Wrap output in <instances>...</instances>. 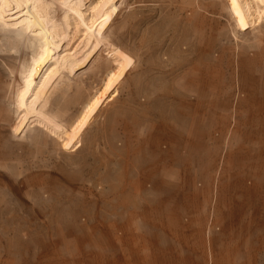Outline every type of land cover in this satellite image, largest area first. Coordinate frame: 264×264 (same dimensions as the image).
Instances as JSON below:
<instances>
[{"label":"rangeland","instance_id":"374dc122","mask_svg":"<svg viewBox=\"0 0 264 264\" xmlns=\"http://www.w3.org/2000/svg\"><path fill=\"white\" fill-rule=\"evenodd\" d=\"M94 1L0 0V237L10 232L17 249L21 228L26 264L50 227L59 239L97 236L117 216L92 203L109 199L115 172L145 171L135 127L180 119L181 108L227 115L230 128L264 114V99L243 96L264 83V0H248L259 25L233 0H113L83 21ZM189 77L235 98L155 96ZM166 150L162 162L180 167L181 146Z\"/></svg>","mask_w":264,"mask_h":264},{"label":"crops","instance_id":"0c3cea01","mask_svg":"<svg viewBox=\"0 0 264 264\" xmlns=\"http://www.w3.org/2000/svg\"><path fill=\"white\" fill-rule=\"evenodd\" d=\"M193 77L182 91L154 94L235 98L234 92L215 91L212 82L200 91ZM243 94L264 99V83L247 86ZM179 111L180 119L154 120L133 130L145 141L135 149L145 171L122 178L115 172L109 199L92 203L99 212L109 205L117 215L111 223L97 226V236L83 231L66 239L50 227L48 237L34 239L40 246L30 252L33 264H264V114L251 118L250 125L230 128L227 115ZM177 146L181 166L170 169L162 160L169 155L166 148ZM16 233L17 249L10 247V232L0 237V259L26 264L25 233L21 228ZM69 243L72 249L59 246Z\"/></svg>","mask_w":264,"mask_h":264},{"label":"bare ground","instance_id":"6f19581e","mask_svg":"<svg viewBox=\"0 0 264 264\" xmlns=\"http://www.w3.org/2000/svg\"><path fill=\"white\" fill-rule=\"evenodd\" d=\"M113 0H97L94 1L92 6L88 10V14L83 17V21L85 20H90L93 21L95 20L98 15H101V13L105 12L108 8H110L113 4ZM234 6L240 15L241 20L244 23L250 24L253 22L256 25L260 24V14L257 12L256 8L254 9L252 6V2L248 0H233ZM70 5H73V0H69ZM74 6V5H73ZM70 7V6H69ZM72 9V8H71ZM75 10H73L74 12ZM78 13V11H77ZM75 13V14H77ZM83 27L82 33H84L85 26L80 23ZM80 25V27H81Z\"/></svg>","mask_w":264,"mask_h":264}]
</instances>
